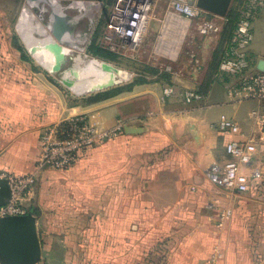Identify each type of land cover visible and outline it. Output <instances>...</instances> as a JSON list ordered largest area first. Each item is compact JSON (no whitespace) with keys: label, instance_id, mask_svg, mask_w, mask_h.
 I'll use <instances>...</instances> for the list:
<instances>
[{"label":"crops","instance_id":"crops-1","mask_svg":"<svg viewBox=\"0 0 264 264\" xmlns=\"http://www.w3.org/2000/svg\"><path fill=\"white\" fill-rule=\"evenodd\" d=\"M18 8L19 0H0V170L37 175L29 208L39 210L38 264H264V121L253 115L264 116V103L239 101L228 92L236 78L216 76L229 38L188 34L196 45L178 69L69 97L13 44ZM253 32L257 71L264 69V8ZM168 88L174 92L165 97ZM187 89L203 98L186 103ZM223 114L234 130L219 128ZM75 115L100 129L120 120L142 132L123 131L68 170L37 172L42 132ZM229 141L255 146L240 172L245 191L209 176L235 159Z\"/></svg>","mask_w":264,"mask_h":264},{"label":"built area","instance_id":"built-area-1","mask_svg":"<svg viewBox=\"0 0 264 264\" xmlns=\"http://www.w3.org/2000/svg\"><path fill=\"white\" fill-rule=\"evenodd\" d=\"M196 1L171 0L164 28L171 29L169 26L172 18H183L194 21L198 32L204 36L221 32L219 17L199 8ZM100 3L102 5V2ZM152 7L153 0H113L106 22L107 38L118 37L124 46L137 50L150 26ZM263 8L264 0H243L239 4L238 18L217 69L216 76L220 78H236V84H228V92L239 101L252 99L264 103V69L254 70L250 58V47L254 41L253 24ZM98 17L97 12L94 21L91 20L92 26L99 23L96 21ZM113 48L116 49V46ZM173 92V88L166 89L165 97L171 96ZM202 98L200 91H184L186 103ZM253 115L264 121V116H260L257 110L253 111ZM125 124L127 123L119 120L110 128L100 129L92 124L87 116L75 115L48 126L41 134V152L36 171L72 168L95 147L122 134ZM218 125L223 131L236 128L234 120L225 114L220 116ZM254 151L253 145L229 141L226 144V152L235 159L226 168L210 172L211 181L227 189L247 190V184L239 182V177L244 166L252 161ZM252 177L256 180L261 174L255 170ZM0 179H6L10 188V197L5 204L0 205V217L26 214L32 200L31 193L37 184L36 173L15 174L0 170ZM230 213V210H225L223 219L228 218Z\"/></svg>","mask_w":264,"mask_h":264},{"label":"rangeland","instance_id":"rangeland-1","mask_svg":"<svg viewBox=\"0 0 264 264\" xmlns=\"http://www.w3.org/2000/svg\"><path fill=\"white\" fill-rule=\"evenodd\" d=\"M63 6H68L74 0H59ZM75 1H84V2H93L99 3L102 2V5L97 10L98 11V19L99 21L97 25L91 24L89 16L85 15L81 18L80 22L76 25L74 29V34L76 36L78 49L71 50V53L74 54L76 61L74 63L68 62L65 70L61 73H51L53 74L54 81L58 85V87L69 97H82L87 94H91L103 89L114 88L115 86H119L120 84H124L126 82H136L139 80V75L142 73L153 74V75H161L169 73L174 69H178L177 61L180 56L184 54V52L188 49L187 46L194 47L196 44L193 42H187L188 34H192L194 38H197V25L194 21H188L183 18H177V20L182 24H188L187 28L184 29L182 26H169L171 29L168 30L164 28L165 19L170 10L171 0H153V7L151 12V23L146 31L143 41L137 50H131L129 47L124 46L118 37H113L111 39L107 38V18L110 12L111 4L113 0H75ZM68 3V4H67ZM67 4V5H66ZM29 7L32 13V17L36 21H40L43 24L47 25L49 22L50 10L43 11L39 6H30L27 3V0H19V8L15 19L12 21L13 25L11 26L12 30V38L13 44L18 48L21 52H26L28 54L27 59H33L36 64L41 66L44 70H46L42 65H40L28 52L26 49L24 39L19 33L17 29V25L20 20V15L24 8ZM67 9V8H66ZM70 11V12H69ZM48 12V13H47ZM70 16H75L79 12L74 9L65 10ZM85 17V18H84ZM219 22L222 25V30L218 34L221 35L222 38H227L230 33V22L221 17L218 18ZM83 29H82V28ZM90 29V30H89ZM88 32V33H87ZM84 34V35H83ZM217 34V35H218ZM202 35V34H201ZM91 46H98L103 48L114 54L115 58L108 59L101 57L95 54L90 48ZM116 46V49L113 47ZM143 48V49H142ZM142 51V56L137 57L139 51ZM189 50V49H188ZM193 51V48L190 51ZM85 52V53H84ZM193 53V52H192ZM92 56V57H91ZM25 57V56H24ZM96 58L105 60L107 62H111L115 66L122 69L127 73V77L116 78L114 81L112 79L105 80L103 85L96 88L97 91H84L81 93L75 92L71 87L66 85L63 82L64 74L69 68H73L76 72H80L83 76L85 73V79L91 80L92 76L89 72L83 71V65L86 63V59ZM81 58V59H80ZM78 60V61H77ZM77 66H75V65ZM82 64V65H81ZM74 67H73V66ZM71 66V67H70ZM49 72L48 70H46ZM163 71V73H158ZM50 73V72H49ZM63 75V76H62ZM109 82H114L108 87L102 88ZM94 89V90H96Z\"/></svg>","mask_w":264,"mask_h":264},{"label":"water","instance_id":"water-1","mask_svg":"<svg viewBox=\"0 0 264 264\" xmlns=\"http://www.w3.org/2000/svg\"><path fill=\"white\" fill-rule=\"evenodd\" d=\"M233 1L197 0L196 4L210 14L226 18L232 8ZM27 3L30 6H38L42 3L50 4L48 0H27ZM50 6L47 24L49 32L45 35L35 33L28 40H24V43L30 55L46 70L55 74L65 70L68 62L74 63L76 61L71 50H76L79 47L75 45L77 40L74 31L68 24L66 8L60 10L58 6L51 4ZM27 9L28 7H25L22 13ZM74 74L80 78V72L74 70ZM63 82L67 85L64 78ZM113 83L109 82L101 89ZM124 131L126 133H139L142 132V128L125 124ZM9 197L8 181L0 179V205L5 204ZM34 205L32 203L29 211L24 215L0 217L1 264H38L41 261L42 243L37 227L39 210Z\"/></svg>","mask_w":264,"mask_h":264},{"label":"bare ground","instance_id":"bare-ground-1","mask_svg":"<svg viewBox=\"0 0 264 264\" xmlns=\"http://www.w3.org/2000/svg\"><path fill=\"white\" fill-rule=\"evenodd\" d=\"M48 1L50 2L51 5L58 6L60 8V10H64V8H67L66 10L74 9V10L79 12L75 16L68 15V24H69L71 30H73V31H74L76 25L80 22L81 18H83V16H85V15L89 16V18H90L89 21H91V20L94 21V17L96 16V13L98 12L97 10L101 6L100 2L99 3H93V2H87V1L84 2V1H75L74 0L69 4L67 3L68 6L65 7L61 4V2L59 0H48ZM50 4L42 3L38 6L41 8L42 12L43 11H49V9L51 8ZM171 21H172L171 22L172 26L173 25L174 26H182L184 29H186L188 26V24L180 23L177 20V18L176 19L172 18ZM48 32H49V30H48L47 25L43 24L40 21H36L32 17V13H31L29 7L25 12L21 13L19 33L24 38V40H28L35 33L45 35ZM75 45H78L77 41H76ZM85 59H86V57H85ZM82 67H83L84 72H86V73L89 72L91 74V76H92L91 80L88 81L85 79V73L83 76L80 75V78H78L74 74V69L72 67L69 68L65 73H63L65 82L71 87V89H73L75 92H78V93L88 91V90H94V89L102 86L104 81L108 80V79H112L114 81L116 78L127 77V73H128V72L127 73L124 72L122 69L115 66L111 62H107L105 60L96 59V58L86 59V63Z\"/></svg>","mask_w":264,"mask_h":264},{"label":"trees","instance_id":"trees-1","mask_svg":"<svg viewBox=\"0 0 264 264\" xmlns=\"http://www.w3.org/2000/svg\"><path fill=\"white\" fill-rule=\"evenodd\" d=\"M243 0H240L238 1L235 5L232 6L228 16H227V21L230 22V33H229V36L227 38H229L231 36V33H232V30L234 28V25H235V22L238 18V6L239 4L242 2ZM95 54L101 56V57H104V58H110V59H113L115 58L114 54L103 49V48H100L98 46H91L90 48Z\"/></svg>","mask_w":264,"mask_h":264}]
</instances>
